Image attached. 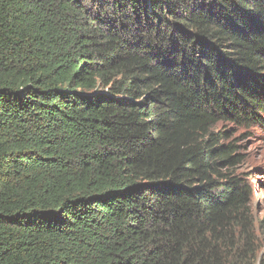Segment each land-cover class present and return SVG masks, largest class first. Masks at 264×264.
Masks as SVG:
<instances>
[{
  "label": "trees",
  "instance_id": "trees-1",
  "mask_svg": "<svg viewBox=\"0 0 264 264\" xmlns=\"http://www.w3.org/2000/svg\"><path fill=\"white\" fill-rule=\"evenodd\" d=\"M256 125L264 0H0V264H264Z\"/></svg>",
  "mask_w": 264,
  "mask_h": 264
},
{
  "label": "rangeland",
  "instance_id": "rangeland-1",
  "mask_svg": "<svg viewBox=\"0 0 264 264\" xmlns=\"http://www.w3.org/2000/svg\"><path fill=\"white\" fill-rule=\"evenodd\" d=\"M226 125L232 128L231 124ZM248 131L249 134L242 140L241 149L245 159L239 166V170L248 173V182L252 187L250 207L259 247V258L264 257V126L256 125ZM243 132L245 129L240 127L234 135Z\"/></svg>",
  "mask_w": 264,
  "mask_h": 264
}]
</instances>
